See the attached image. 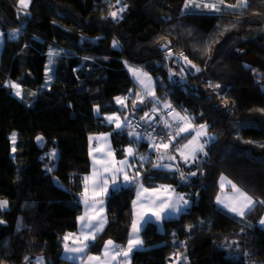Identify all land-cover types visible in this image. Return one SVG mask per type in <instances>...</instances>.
Here are the masks:
<instances>
[{"label": "trees", "instance_id": "1", "mask_svg": "<svg viewBox=\"0 0 264 264\" xmlns=\"http://www.w3.org/2000/svg\"><path fill=\"white\" fill-rule=\"evenodd\" d=\"M121 1L114 19L117 0H30L27 8L0 0L2 18L20 30L14 39L5 34L0 52V201L8 202L0 208V264H39L41 256L47 264H81L64 256V237L78 232L79 176L90 173L91 136L101 133L115 149L136 150L130 182L106 196L107 224L87 254L101 253L109 240L125 249L137 186L169 184L192 205L162 227L145 224L144 246L130 264H264V0H243V7L242 0H190V10L188 0ZM129 65L156 79L158 98L182 111L190 98L201 109L216 135L209 159L177 155L186 136H170L176 122L160 114L166 109L140 121L153 100L135 103ZM127 111L138 130L158 134L155 149L105 118ZM162 141L175 157L172 169L155 167L167 156L158 152ZM52 143L58 155L47 170ZM222 175L257 202L243 217L218 204Z\"/></svg>", "mask_w": 264, "mask_h": 264}, {"label": "rangeland", "instance_id": "2", "mask_svg": "<svg viewBox=\"0 0 264 264\" xmlns=\"http://www.w3.org/2000/svg\"><path fill=\"white\" fill-rule=\"evenodd\" d=\"M122 4L124 5V3L120 0V2L118 3V7H116L114 10H112V12H117L118 16H120L122 12H120L119 9L122 7ZM14 31H16V30H9L7 33L9 34V33H12ZM1 35L2 34H0V52H1L4 40H5V37H3L1 39V37H2ZM18 36H16V37H18ZM7 37H9V35H7ZM49 68H50V64H48V71H49ZM128 69H129V72H130L134 82L137 84V89L135 92V100H136L135 103L140 102L141 98H143V101L148 99V98L153 100L152 107L148 111H146L143 115H141L140 121H143V122L146 120L154 121V119L156 118V116L160 110L171 108L173 110V113L169 116L170 120L177 121L181 117L186 118V119H183V121L180 123V130H179V135L180 134L184 135V136H186V138H185V140L181 141V144H180L179 148L177 149V155L180 156V158L183 161H185L183 156H187L188 157L187 162H191L194 159H198V158L209 159L210 146H211V143L215 140L216 135L213 132L209 131V127L206 124V120H205L204 114L201 111V109L190 98H188V100H186L184 103V106H185L184 111L178 109L177 107L173 106L168 100H162V99L158 98L157 93H156V79L148 71H146L145 69H143L141 67H137V66H133V65H129ZM133 69L138 70V72H142L146 75H139V79H137V77L133 75V71H132ZM48 71H47V77H49ZM139 80H144V85H141ZM145 86H147V87H145ZM14 89H15V93H16L17 88L14 87ZM19 92H20V88H19ZM152 92H154L155 98H153L152 95H149V93H152ZM121 99L124 101V103L122 105L125 108H127L128 102L123 98H121ZM116 101H117V99H116ZM164 105H170V107L166 108V107H164ZM154 109L156 111H153ZM131 112L134 114V110H132ZM131 112L130 111L125 112V115H123L122 113H110V114H106L105 118L109 123H114L115 125H116V123H121L122 127L119 129H122L126 126L130 127V132H136V133L140 134L138 137L139 139L146 137V139L149 140V142L153 143L154 140H153L152 136L146 134L145 132H143L141 130H138L135 126H133L131 123H129L128 119L130 118ZM146 114H147V116H146ZM160 114H161V112H160ZM109 117H118L119 119L115 120V121H109V119H108ZM163 120L167 122L166 119L163 118ZM201 126H206V127H204L202 129ZM185 128L188 130L187 131H181V129H185ZM205 132L207 133L206 136L203 134ZM209 138H212V139H209ZM162 144H168L169 146L167 149L169 150V148H170V144L168 142L162 141L158 145V152L159 153L162 152L163 149H165L162 147ZM200 144L204 145L203 151H196L193 154V150L197 149ZM185 145H188V148H185L184 147ZM129 148H132L134 150V153H135L136 149L134 146H126V147L120 148L116 152L119 154V158H118L117 162L114 161V169L112 171V176H114L116 178L124 179L123 175L114 174L116 169H119L122 167L124 168V171L126 172V174L129 176L128 167H125V166L121 165V163H120L121 161H126L127 165L129 166V159L131 157V155L128 154ZM47 150H48L47 155H48L51 163L47 164L46 169L51 170L52 167L54 166L55 162H56L57 155H58L56 144L52 143L48 147ZM53 151L56 154L55 157L52 156ZM168 155H170L171 157H174L171 152L170 153L168 152ZM111 159H112V157H110L108 160H111ZM166 164L169 167H173L172 161L166 162ZM161 165H163V164L161 163ZM86 176L89 177V183L92 184L93 181L98 182L99 187L102 185L100 183V181L102 179H106V180L111 179V175L108 173L107 170H103V169L98 170L97 166H95V173L93 170V172H91L89 175H86ZM96 178H97V180H95ZM122 181H124V180H122ZM219 183H220L221 188L219 189L217 197H219L220 200H222L224 202L223 204L218 203L221 206L223 205L225 207L226 205H229L232 207H240L244 203V197L241 196L240 194L243 193L249 197V195L247 193L242 191V189H240L238 186H236L225 175H222ZM233 185H235V188H233ZM172 187L174 189L170 187L171 190L169 189V187H162V188L158 189L159 190L158 191L159 196L157 195L155 197H152L153 200L158 202V204H159L158 209L162 212L163 215L168 216V218L178 217L183 211H186L192 205V200L190 198H188L181 191L177 190L174 186H172ZM230 188H231V190H229ZM79 192L81 193V195L83 193H85V184L83 183V175L80 176V178H79ZM184 201H187L186 205H185ZM170 205H176L177 207H179L181 209V211H179V212L173 211L170 213H168L166 211H162V209L167 210ZM139 207H140L139 209L142 210L141 207H143V204ZM95 239H96V237H95ZM90 241H92V240H90ZM89 243L90 242L88 241L87 245H89ZM40 258L41 259L39 261V264H47L48 261L43 256H41Z\"/></svg>", "mask_w": 264, "mask_h": 264}, {"label": "crops", "instance_id": "3", "mask_svg": "<svg viewBox=\"0 0 264 264\" xmlns=\"http://www.w3.org/2000/svg\"><path fill=\"white\" fill-rule=\"evenodd\" d=\"M9 30H12V29L10 28L8 23H6L4 21V19L2 18V15L0 14V34H2L1 39L3 37H5V34L8 35L7 32ZM50 62H51V60L49 59V64H50ZM179 120H180V123L183 121L180 118L177 121H179ZM118 150L119 149H115L113 147L110 134L101 133V134H96V135L91 136V142H90L91 170H90V173L93 172L94 165H95V166H97L98 170H100V169L107 170L108 173L111 175V179L107 180V187L106 188L103 186V184L99 187L98 182H96V185H98V186L94 187L93 182L91 184V183H89V180H88V184H87V188H89L87 191L88 204L89 205L95 204L96 205L95 207H89L86 209L85 202H84L85 197H84V195H82L83 210H82V213L79 216V218L81 216H85V214L87 212V216L92 217V218L99 217L105 221L103 224L102 230L99 232H96L94 234L95 237H97V235L104 230V228L107 224L106 196L108 195L110 190L113 188L114 182L117 185L121 182V180H124L122 178H116V177L112 176V171L114 169V161L117 162L118 158H119V154L116 153ZM162 151H163V155L166 153L167 156H164L163 160L165 162L162 161L163 165H161V167L168 168V169L174 168V166L169 167L166 164V162H170L169 161V155L167 153L168 149L166 148V149H163ZM110 157H112V159L108 160ZM90 173L83 174V183L84 184H85L84 178L87 177L86 175H89ZM80 176H82V175H80ZM80 176H79V178H80ZM95 180H97V178ZM141 185L142 184L138 185L136 188V194H135V198L133 201V222H132V226L135 223L136 225H138L140 227V231H139L138 235H134L133 231H131L130 240L138 239V240L142 241L143 243L138 245L137 247H134L132 249V251L129 253L128 257H124L122 255H117L118 251H127L128 245L125 249L121 250V249H119L118 245L114 241H113V245H107V242H108L107 241L104 244L101 253H99V254H93V253L87 254V248L84 250V252H68L65 248V244H67L69 248H79L83 244H85V243L87 244V242L90 241V240L84 239L85 235H91V233H82L81 232L82 224H81L80 220L78 221L79 222L78 232L74 233V234L67 235L69 237V239L67 241H64V247H63L64 256L69 258V259H72V260L80 261L81 264H130L132 252L135 249L142 248L144 246V240L142 237V229L145 225L144 219H147L149 216H151L152 213H158L161 218L157 219L156 217L152 216L151 221L156 222L159 227H162L164 220L166 218H168V216L163 215L162 212L158 209L159 204L157 201L153 200L152 197L157 196L158 191H159L158 189H160L162 187H169L170 190H171V188H173L169 184H164V185H161V186H158L155 188H147L144 185H142L143 187L141 188ZM220 188H221V186H220ZM145 190H147V191H145ZM229 190H231V188ZM101 201H102V211H101V203H100ZM142 204H143V207H141L142 210H140L139 206H141ZM225 209H227V208H225ZM228 211H230V210H228ZM262 220H264V216H263ZM262 225L264 226V224H262ZM109 241H112V240H109ZM106 246H107V249H106ZM88 257H95L98 259L93 260V261H89ZM113 257H115V258H113Z\"/></svg>", "mask_w": 264, "mask_h": 264}, {"label": "snow or ice", "instance_id": "4", "mask_svg": "<svg viewBox=\"0 0 264 264\" xmlns=\"http://www.w3.org/2000/svg\"><path fill=\"white\" fill-rule=\"evenodd\" d=\"M29 2H30V0H19V3H20V5H21L23 8H27ZM117 2L119 3L120 0H117ZM237 6H240V7L245 6L243 0H242V2H241L239 5H237ZM184 7H185V9H189V10L192 8V5H191V3H190V0H188V2L185 3V6H184ZM199 7H200L199 5H196V8H199ZM204 7H212L213 9H215V5H211V6H209V5H205ZM215 10L218 11L219 9H215ZM119 11H120V12H123V11H124V8L121 7V8L119 9ZM111 16L115 19V18H117L118 13H117V12H112V13H111ZM19 34H20L19 30H16V31H14V32H12V33H9L8 35H9V38L14 39V38H15L16 36H18ZM113 46H114V47L118 46V42L114 40V41H113ZM185 59H186V58H185ZM189 63H190V62H189ZM132 71H133V75L136 76L137 79H139V75H146V74H144V73H142V72H138V70H134V69H133ZM197 71H199V69H197ZM139 82H140L141 85H144V80H139ZM12 87H16V88H17L16 95H20V92H19V86H18V85H12ZM145 87H147V86H145ZM216 87H219V85H216ZM149 95H152L153 98H155V94H154V92L149 93ZM117 103L123 104L124 101H123L121 98H117ZM140 103H143V98L140 99ZM164 107L167 108V107H170V105H164ZM97 111H98V109H97ZM153 111H156V110L154 109ZM146 116H147V114H146ZM108 119H109V121H115V120H118L119 118H118V117H109ZM180 119L183 120V119H186V118L181 117ZM116 127H117V128H121V127H122L121 123H116ZM204 127H206V126H201L202 129H203ZM187 130H188V129H186V128H185V129H181V131H187ZM128 134H129V135H132V136H134V137H137V138H138L139 135H140L139 133H136V132H131V133H128ZM177 134L179 135V133H177ZM203 134H204L205 136L207 135L206 132L203 133ZM15 139H16V134L13 133V135H12V141H13V143L15 142ZM37 139L40 140V139H42V138H41V137H37ZM173 139H174V137H173ZM209 139H212V138H209ZM168 146H169L168 144H162V147L165 148V149L168 148ZM184 147H185V148H188V145H185ZM153 148L155 149V141H153ZM203 149H204V145H203V144H200V145L198 146L197 149H194V150H193V154H194L196 151H203ZM13 151H15V148H13ZM128 154H129V155H134V150H133L132 148H129V149H128ZM55 155H56V154H55V152L53 151L52 156L55 157ZM182 155H183V154H182ZM183 158H184L185 161L187 162L188 157H187V156H183ZM140 159H141V160H144V159H146V157L141 156ZM160 159L163 160L164 157L161 156ZM169 159H175V157H169ZM120 163H121V165H123V166H125V167H128L126 161H121ZM160 166H161V165L158 164V165H156L155 167H160ZM94 173H95V165H94ZM114 174L123 175V176H124V182H125V183L130 182V178H129V176L126 174V172L124 171V168H123V167H122V168H119V169H116ZM193 175H195V174L193 173ZM134 179H135V178H133V181H134ZM88 180H89L88 177H85V178H84V181H85V193L82 194V195H84V197H85L84 202H85L86 209L89 208V207H95V206H96L95 204H92V205H89V204H88V199H87V191H88L87 184H88ZM100 183L103 184V186H104L105 188L107 187V180H106V179H102V180L100 181ZM93 184H94V187H95V186H98V185H96V182H95V181H93ZM142 187H143V186L141 185V188H142ZM113 188H114V189H118V185H116L115 182H114V184H113ZM233 188H235V185H233ZM145 191H147V190H145ZM240 195L244 197V203L242 204V206H240V207H232V206L226 205L225 207L228 208V210H230L232 213H234V214H238L239 216L243 217V216L246 214V211H250L251 208H252V206H253L255 203H257V202L254 201L251 197H248L246 194L241 193ZM138 198H139V197H138ZM217 201H218V203H220V204H223V203H224L222 200H220L219 197H217ZM100 203H101V211H102V201H101ZM134 203H135V202H134ZM184 203H185V205H186V204H187V201H184ZM260 203H264V202H260ZM7 204H8V202H7L6 200H5V201H0V208L6 207ZM162 211H166V212L170 213V212H173V211H175V212H179V211H181V209H180L179 207H177L176 205H170L169 208H168L167 210L162 209ZM152 216L156 217L157 219H160V218H161V217L159 216L158 213H152L151 216H149L147 219H144V223L147 224V223L151 222ZM79 220L81 221V224H82L81 232H82V233H91V235H85V236H84V239H85V240H94V239H95V235H94V234H95L96 232H99V231L102 230V228H103V224H104V222H105L102 218H99V217H97V218H92V217L87 216V212H86L85 216H81V217L79 218ZM260 223H261V224H264V220H261ZM132 231H133V234H134V235H138V233H139V231H140V227L134 223L133 226H132ZM68 239H69L68 236L64 237V240H65V241H67ZM142 243H143V242L140 241V240H138V239H136V240H130L129 243H128V250H127V251H118V252H117V255H122V256H124V257H128V255H129V253L132 251V249H133L134 247H137L138 245H140V244H142ZM107 245H113V241H108V242H107ZM87 247H88V245H87L86 243L83 244V245H82L81 247H79V248H69L68 245L65 244V248H66V250H67L68 252H84V250H85ZM106 249H107V246H106ZM113 258H115V257H113ZM88 259H89V261H93V260H96V259H98V258H95V257H88Z\"/></svg>", "mask_w": 264, "mask_h": 264}, {"label": "built area", "instance_id": "5", "mask_svg": "<svg viewBox=\"0 0 264 264\" xmlns=\"http://www.w3.org/2000/svg\"><path fill=\"white\" fill-rule=\"evenodd\" d=\"M125 98H131L130 94L125 95ZM173 113V110L171 108H167L164 112L161 113V115H163L164 117L170 116ZM133 123L138 126L141 127L142 124L140 122H138L137 119H133ZM171 129H172V133L170 134V136H172L173 134H177L178 130H179V122L178 123H171ZM153 140H155L157 142L159 136L157 133H153L152 136Z\"/></svg>", "mask_w": 264, "mask_h": 264}, {"label": "clouds", "instance_id": "6", "mask_svg": "<svg viewBox=\"0 0 264 264\" xmlns=\"http://www.w3.org/2000/svg\"><path fill=\"white\" fill-rule=\"evenodd\" d=\"M174 122H176V123H178L179 122V130H180V121H174ZM179 130H178V132L177 133H179ZM178 135V134H177Z\"/></svg>", "mask_w": 264, "mask_h": 264}]
</instances>
